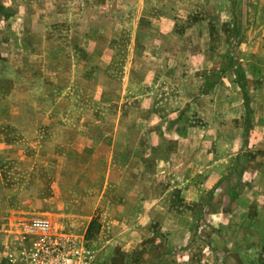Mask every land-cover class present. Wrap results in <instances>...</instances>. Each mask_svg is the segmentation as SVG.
Segmentation results:
<instances>
[{
  "label": "rangeland",
  "instance_id": "rangeland-1",
  "mask_svg": "<svg viewBox=\"0 0 264 264\" xmlns=\"http://www.w3.org/2000/svg\"><path fill=\"white\" fill-rule=\"evenodd\" d=\"M50 1L15 0V14L0 12V240L20 219L47 217L84 238L93 264H264V209L256 229L250 222L240 230L239 248L215 237L207 245L211 230L201 228L173 259L169 247L154 245L156 228L133 236L110 228L111 217L127 216L111 210L120 194L103 187L109 151L120 157L126 141L135 147L126 128L142 123L141 96L159 87L153 79H176L162 83L181 90L176 105L198 126L185 139L187 153L195 158L199 143L212 140L217 159L245 151L248 164L264 160V149L249 148L259 141L253 125L264 120V87L256 98L253 90L264 79L262 22L243 47L238 32L248 22L231 0ZM239 59L262 68L249 76L250 117L234 73ZM229 170L239 177L231 163ZM93 218L101 229L87 240Z\"/></svg>",
  "mask_w": 264,
  "mask_h": 264
},
{
  "label": "crops",
  "instance_id": "crops-1",
  "mask_svg": "<svg viewBox=\"0 0 264 264\" xmlns=\"http://www.w3.org/2000/svg\"><path fill=\"white\" fill-rule=\"evenodd\" d=\"M54 2L51 0L50 4ZM15 3V0H1L4 10L11 14H15L12 12ZM230 3L239 10L236 14L238 20L248 22L246 27L239 28L243 36L242 46L246 47L244 39L251 34V29L256 30L260 26L259 23L255 25L256 22H262L264 30V0H231ZM258 51L259 48L254 49V53ZM238 64L244 70L248 83L250 75L261 74L262 68H259L257 60L239 59ZM258 79L261 81L260 77ZM255 80L259 82L253 87L256 98L259 89L264 87V79L262 82L257 78ZM153 81L159 87L155 86L157 89L141 96L142 108L147 106L146 110H142V123L132 119L130 127L126 128L127 134L136 133L138 137L135 147H130L126 141L125 154L120 157L111 149V156L105 164L104 190H114L121 197L120 201L111 205V210L117 206L118 213L125 211L127 216L124 222L111 217L110 228L124 227L132 236L137 232L135 229L156 228L158 233L152 236L155 237L154 245L161 243L169 247L173 251V259L180 257L195 237L199 239L197 233L201 228L211 230V240L207 245L216 244V238L228 249L232 246L239 248L244 245L246 237L240 230L249 226L250 222L255 225L263 220L264 160L248 164L245 151L238 152L236 158L217 159L213 154L212 140L200 142L194 158L183 146L187 143L188 134L196 131L198 126L187 124L180 105H176V101L182 99L181 90L174 86L164 87L162 83L173 82L174 85L176 79ZM177 81L180 84L181 78ZM249 95L253 101L250 92ZM259 97L264 100L262 94ZM242 100L244 106V97ZM251 131L259 138V141L253 142L256 145L249 146L255 153L257 149H264V120L254 124ZM113 143L112 140L109 144L103 142L99 150L108 146L111 148ZM134 158H138L136 162ZM236 161L237 169L241 172L243 169V172L234 179L229 167ZM224 169L226 172H223ZM227 175L231 180L227 179ZM259 228L260 225L257 226Z\"/></svg>",
  "mask_w": 264,
  "mask_h": 264
},
{
  "label": "built area",
  "instance_id": "built-area-1",
  "mask_svg": "<svg viewBox=\"0 0 264 264\" xmlns=\"http://www.w3.org/2000/svg\"><path fill=\"white\" fill-rule=\"evenodd\" d=\"M84 238L47 217L20 219L0 242V264H93Z\"/></svg>",
  "mask_w": 264,
  "mask_h": 264
},
{
  "label": "trees",
  "instance_id": "trees-1",
  "mask_svg": "<svg viewBox=\"0 0 264 264\" xmlns=\"http://www.w3.org/2000/svg\"><path fill=\"white\" fill-rule=\"evenodd\" d=\"M1 3V2H0ZM4 7L2 4H0V12H4ZM7 12V11H5ZM239 36H240V33L238 32ZM237 68L235 70V75H236V79H237V83L238 85L241 87V89H243V97H244V102H245V107L247 109V113L250 117V115L252 114V110L250 108V95H249V92H248V82L246 80V76H245V73H244V70L241 68V66L239 64H237ZM248 105V106H246ZM249 132V131H248ZM237 166H238V163L236 161V163L234 164V170H238L237 169ZM236 172V171H235ZM242 172H243V169H242ZM242 172L240 171L239 172V177L240 175L242 174ZM231 180V179H230ZM101 229V223L98 221L97 218H93L91 220V222L89 223V226H88V229H87V232H86V239L87 240H92L96 237V235L99 233Z\"/></svg>",
  "mask_w": 264,
  "mask_h": 264
}]
</instances>
